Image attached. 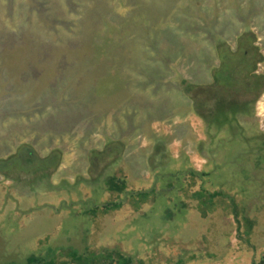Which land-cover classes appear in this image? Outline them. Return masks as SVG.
<instances>
[{"label":"rangeland","instance_id":"374dc122","mask_svg":"<svg viewBox=\"0 0 264 264\" xmlns=\"http://www.w3.org/2000/svg\"><path fill=\"white\" fill-rule=\"evenodd\" d=\"M248 29L264 56V0H0V158L23 143L41 158L61 150L51 173L0 172V264L52 252L62 264L68 247L143 264H264L258 148L232 164L245 145L230 143L210 162L205 119L179 90L182 77L211 81L212 40L235 50ZM183 38L172 62L151 65L154 40ZM253 120L264 133V92L243 125ZM113 174L124 192L107 189Z\"/></svg>","mask_w":264,"mask_h":264},{"label":"trees","instance_id":"16d2710c","mask_svg":"<svg viewBox=\"0 0 264 264\" xmlns=\"http://www.w3.org/2000/svg\"><path fill=\"white\" fill-rule=\"evenodd\" d=\"M193 24L197 25V30H195L197 32L201 30L203 32L207 29L206 25L199 26L197 21L193 20ZM190 26L184 28L187 30ZM208 27L211 36L209 22ZM184 28L183 24L176 26V30L187 32ZM217 31L221 35L226 34L225 30L223 31L221 28ZM242 31L234 34L236 37L235 50L225 41L212 40V44L217 45V51L219 49V64L210 74L211 81L191 83L188 78L182 77L184 87L179 89L182 94L193 102V105L195 103L197 113L205 119L209 142L201 141L200 148L202 152L206 153V157L209 158L210 162H214L217 154H220V147H226L230 143L245 145L243 152L239 155L234 154V157L232 156V164L238 163L246 151L251 152L253 150L252 155H254L255 149L252 145L257 146L258 149L255 154L260 160L264 161V133L258 131V125L254 120L251 124L243 125L246 119L254 118L255 103L264 92V75L256 72V65L264 56L256 44L257 36L255 32L250 29L245 30L243 33ZM186 36L187 34L185 38H187ZM185 38L179 39L180 42L169 47L171 50H168L167 46L158 47L155 45L157 40H154L152 47L159 56L156 60L151 61V65L160 69V67L166 65V61L168 64L172 62L170 54L179 51L178 46L182 45ZM251 55L253 57H250ZM234 61L237 66L234 65ZM178 65L176 64L175 67ZM182 73L184 72L178 74L181 75ZM162 78L164 77L162 76ZM220 130H223V132ZM59 153H61V150L53 151L48 156L41 158L37 156L29 143H23L20 144L14 154L6 158H0V172L10 178L25 181L26 173H35V175L42 176L41 173L43 175L48 172L51 173L58 167L60 163ZM242 171L244 173L243 179H247V176H250L248 171ZM204 174L209 175V173ZM106 185L109 191L122 193L127 187V181L125 178L113 174L106 180ZM220 194L222 193L216 191L213 195H210L214 197ZM140 195L148 196V193L140 192ZM121 205L122 201L106 202L103 207L108 210L118 208ZM61 254L67 257V260L63 261L62 264H143L141 260L135 263L133 257L114 250H105L100 254L93 251L82 253L77 248L68 247L61 250ZM57 260V252H52L48 257L42 255L30 256L26 264H59Z\"/></svg>","mask_w":264,"mask_h":264},{"label":"bare ground","instance_id":"6f19581e","mask_svg":"<svg viewBox=\"0 0 264 264\" xmlns=\"http://www.w3.org/2000/svg\"><path fill=\"white\" fill-rule=\"evenodd\" d=\"M109 14H110V13H109ZM54 20H55V19H54ZM87 48H88V47H87ZM87 48H86V49H87Z\"/></svg>","mask_w":264,"mask_h":264}]
</instances>
